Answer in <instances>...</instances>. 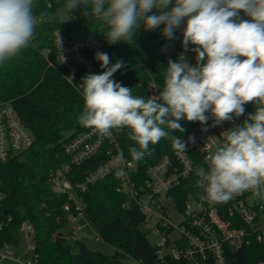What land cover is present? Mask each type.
Segmentation results:
<instances>
[{
  "label": "clouds",
  "instance_id": "obj_1",
  "mask_svg": "<svg viewBox=\"0 0 264 264\" xmlns=\"http://www.w3.org/2000/svg\"><path fill=\"white\" fill-rule=\"evenodd\" d=\"M81 13L106 25L109 44L134 40L141 27L155 30L164 25L162 35L174 39L183 27V52L178 61L168 60L165 84L159 100L133 96L132 88L113 79L125 67L109 55L96 52L100 73L83 78L85 108L78 122L100 135L112 129L127 128L134 161L151 156L149 145L169 138L177 152H186L180 136L181 120L199 122L203 131L244 114V105L253 103L254 113L240 125L221 133L223 143L207 156V169L199 167L198 186L206 195L202 200L227 203L235 194L252 190L264 192V0H66L64 8ZM35 0H0V65L18 55L33 38L37 19ZM243 12L250 19H241ZM148 13H152L149 15ZM189 45L195 47L189 48ZM196 53L193 66L184 55ZM212 124L208 125L209 119ZM162 126H166L162 127ZM194 142L193 137L188 138ZM117 161L124 162L120 151ZM118 169L116 176L123 175Z\"/></svg>",
  "mask_w": 264,
  "mask_h": 264
},
{
  "label": "trees",
  "instance_id": "obj_2",
  "mask_svg": "<svg viewBox=\"0 0 264 264\" xmlns=\"http://www.w3.org/2000/svg\"><path fill=\"white\" fill-rule=\"evenodd\" d=\"M65 3L66 0H35L34 14L42 20L37 23L30 44L0 65V100L11 101L35 135L31 148L6 162L0 161V195L3 197L0 200V249L6 245L18 249L24 239L23 225L30 222L34 227L37 264H123L126 257H133L141 264H153L160 259L148 234L142 229L145 216L135 204L124 205L127 198L117 191L120 179L115 174L90 185L83 194L88 222L102 240L116 249L115 254L109 256L94 251L79 239H75L74 246L66 245L65 241L57 243L58 237H64L62 227L68 224L64 210L67 195L57 191L50 178L68 159L64 152L65 134L79 127L77 121L85 100L62 74L64 68L57 60L54 33L60 30L71 38L95 34L111 55V64L117 60L125 62V67L116 72L124 74L123 86L132 88L133 96L146 100L149 93L138 81L154 78L164 88L168 62L160 50L173 39L167 40L162 35L164 25H160L148 31L141 27L134 40L109 44L104 34L108 31L106 25L96 18L82 15L83 5L71 13L64 8ZM60 9L66 10L71 22L59 16ZM183 27L181 24L176 29L174 37ZM101 71L97 61L92 73ZM86 74L82 71L80 78ZM244 108L247 114L256 110L253 103L245 104ZM179 123L185 128L183 133L162 127L183 141L198 124L187 120ZM128 131L127 128L122 129L119 142L124 154L131 158L129 146L138 145L128 139ZM149 148L153 154L137 161L141 167L176 151L169 138H162L157 144H150ZM101 158L75 167L70 175L72 182L82 181L103 161ZM231 261L233 264L262 262L264 245L254 243L242 248L231 255ZM174 264L190 263L177 260Z\"/></svg>",
  "mask_w": 264,
  "mask_h": 264
},
{
  "label": "built area",
  "instance_id": "obj_3",
  "mask_svg": "<svg viewBox=\"0 0 264 264\" xmlns=\"http://www.w3.org/2000/svg\"><path fill=\"white\" fill-rule=\"evenodd\" d=\"M36 19L37 23L42 20ZM182 40L183 29L161 48L160 52L166 62L169 59L178 61L179 54L183 52ZM54 42L57 60L64 68L62 74L84 98L81 72L92 73L96 69V52L107 53L110 64L111 55L93 33L71 38L56 30ZM192 47L193 45H189V48ZM184 55L193 65L196 53L188 51ZM113 79L125 84L124 74L121 72L115 73ZM138 83L145 85L149 98L159 100V92L163 88L154 78L147 81L140 79ZM84 108L85 106L82 112ZM247 116L245 111L240 118L234 117V121L208 127L207 131H203L204 126L198 122L185 140L189 150L175 151L174 154L165 155L144 167L122 151L119 142L122 129H112V135L105 137L92 128L82 125L75 128L64 143L68 159L50 178L53 187L67 195L64 210L68 223L76 224L79 217L87 219L83 194L90 185L122 169L124 174L119 176L117 191L127 198L124 205L133 203L144 214L142 226L148 237H156L153 245L160 260L168 264H174L177 260H185L190 264H233L231 255L236 251L254 243L264 245V192L257 196L252 190L244 191L235 194L227 203L202 200L201 197L206 193L203 186L197 185L199 178L196 171L199 167L207 169L205 158L222 145L221 133L242 124ZM211 124L210 118L208 125ZM190 136L194 138V142L188 140ZM34 143L35 135L24 123L13 103L0 100V161H8L10 157L31 148ZM120 151L124 154L123 163L117 161ZM97 157H102L103 161L90 170L82 181L73 183L70 179L73 169ZM2 198L0 195V200ZM76 229L81 230L82 227L76 225ZM22 231L27 249L22 255H17L15 249L6 245L0 249V261L10 259L18 264H37L34 227L26 222ZM23 256L26 261L22 260ZM257 264H264V261Z\"/></svg>",
  "mask_w": 264,
  "mask_h": 264
},
{
  "label": "rangeland",
  "instance_id": "obj_4",
  "mask_svg": "<svg viewBox=\"0 0 264 264\" xmlns=\"http://www.w3.org/2000/svg\"><path fill=\"white\" fill-rule=\"evenodd\" d=\"M241 19H250L249 17L245 16L244 13L241 11L239 13ZM59 16L68 22H71L72 19L70 18L69 14L66 12L65 9L59 10ZM245 17V18H244ZM77 126H81V124L77 121ZM73 131L66 132V136H70ZM76 225H80L82 227L81 230L76 229ZM142 229L146 232L145 228L142 226ZM61 232L64 234L65 244L68 246H74L75 239L81 240L87 247L94 251H99L105 255L112 256L115 254L116 249L111 246L110 244L106 243L102 240L98 235L95 229L91 226V224L87 221L84 217H79L78 222L76 224H65ZM73 232H76L74 235ZM149 239L152 244L155 243L156 237L149 236ZM27 249V242L23 240L21 246L16 249L17 255H22L24 251ZM75 252H78L77 248H74ZM23 261H26V257H22ZM0 264H18L13 260L4 259L0 261ZM123 264H141V262L133 257H126L123 259ZM153 264H166L162 260H158Z\"/></svg>",
  "mask_w": 264,
  "mask_h": 264
},
{
  "label": "water",
  "instance_id": "obj_5",
  "mask_svg": "<svg viewBox=\"0 0 264 264\" xmlns=\"http://www.w3.org/2000/svg\"><path fill=\"white\" fill-rule=\"evenodd\" d=\"M238 118H240V116ZM64 241H65L64 237H58L57 238V243H63Z\"/></svg>",
  "mask_w": 264,
  "mask_h": 264
}]
</instances>
